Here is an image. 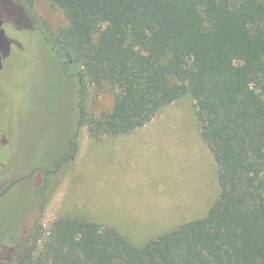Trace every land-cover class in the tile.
Returning <instances> with one entry per match:
<instances>
[{
  "label": "trees",
  "instance_id": "16d2710c",
  "mask_svg": "<svg viewBox=\"0 0 264 264\" xmlns=\"http://www.w3.org/2000/svg\"><path fill=\"white\" fill-rule=\"evenodd\" d=\"M50 1L68 26L40 31L77 79L79 126L130 135L190 95L220 194L205 217L141 247L94 221L36 222L10 264H264V0ZM34 13V0H0V26L32 29ZM0 41L13 48L1 28ZM89 88L109 91L113 110L90 116Z\"/></svg>",
  "mask_w": 264,
  "mask_h": 264
},
{
  "label": "rangeland",
  "instance_id": "374dc122",
  "mask_svg": "<svg viewBox=\"0 0 264 264\" xmlns=\"http://www.w3.org/2000/svg\"><path fill=\"white\" fill-rule=\"evenodd\" d=\"M34 12L35 29L0 26L14 44L9 50L0 41V264H10L36 222L48 229L59 218L94 221L141 247L205 217L220 194L219 169L193 98L177 100L130 135L93 138L79 126L77 79L40 31L68 21L50 0H34ZM85 103L98 116L115 101L89 88Z\"/></svg>",
  "mask_w": 264,
  "mask_h": 264
},
{
  "label": "flooded vegetation",
  "instance_id": "af4514ba",
  "mask_svg": "<svg viewBox=\"0 0 264 264\" xmlns=\"http://www.w3.org/2000/svg\"><path fill=\"white\" fill-rule=\"evenodd\" d=\"M10 263H11V261H10Z\"/></svg>",
  "mask_w": 264,
  "mask_h": 264
}]
</instances>
